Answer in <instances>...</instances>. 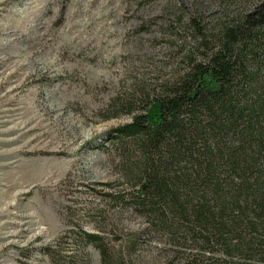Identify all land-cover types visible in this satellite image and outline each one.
I'll return each mask as SVG.
<instances>
[{"label":"rangeland","instance_id":"obj_1","mask_svg":"<svg viewBox=\"0 0 264 264\" xmlns=\"http://www.w3.org/2000/svg\"><path fill=\"white\" fill-rule=\"evenodd\" d=\"M262 1L0 0V264H51L45 248L73 264L71 229L123 264H186L191 242L104 196L130 186L110 132L199 57L191 18L210 29Z\"/></svg>","mask_w":264,"mask_h":264},{"label":"trees","instance_id":"obj_2","mask_svg":"<svg viewBox=\"0 0 264 264\" xmlns=\"http://www.w3.org/2000/svg\"><path fill=\"white\" fill-rule=\"evenodd\" d=\"M189 25L199 57L140 94L138 108L120 104L130 121L110 136L130 186L104 196L191 242L186 264H264V0L210 29ZM66 238L78 249L73 264H88L86 246L101 264H123L97 234ZM43 253L51 264L71 259Z\"/></svg>","mask_w":264,"mask_h":264}]
</instances>
